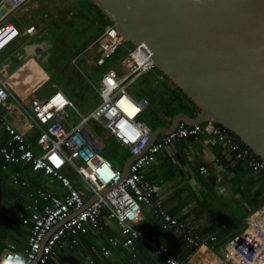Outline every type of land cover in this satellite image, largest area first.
Returning a JSON list of instances; mask_svg holds the SVG:
<instances>
[{
    "label": "built area",
    "instance_id": "1",
    "mask_svg": "<svg viewBox=\"0 0 264 264\" xmlns=\"http://www.w3.org/2000/svg\"><path fill=\"white\" fill-rule=\"evenodd\" d=\"M8 1L11 10L0 20V52L21 34L11 16L27 2ZM97 19L100 32L88 46L98 48L96 64H106L122 46L126 53L102 75L98 86L100 102L88 112H82L61 88H55L45 98L33 96L26 103V98L12 90L9 78L0 70V105L9 106L11 98L15 97V105L25 112L30 125L38 129L35 142L29 141L25 131L0 111V133L4 130L9 136L7 145L0 146L4 159L6 162H29L33 169L51 175L67 188L64 195L40 192V200L35 199L29 215L22 218L24 224H29L26 246L19 249L15 243H9L6 250L0 251V264L16 254L21 255L26 264L35 259V264H51L66 237L70 245L78 244L79 236L101 225L105 216L116 220L121 238L110 236L107 243H101L104 253L110 252L109 244L132 249L134 242L142 239L161 256V264H264V204L248 214L243 231L230 236L218 251L217 235H204L180 222L163 203L159 187L145 173V169L158 160L160 152L186 137L217 138L253 170L264 172V159L237 134L212 121L194 125L180 121L172 131L159 133L144 151L151 127L139 116L144 100L135 98L129 86L155 66L149 48L144 44L127 46L114 22L102 23L100 15ZM25 29L33 33L36 26ZM84 54L82 50L78 57ZM69 108L76 112L77 119L72 118ZM97 122L128 147L131 154H139L125 179H122V169L100 152L101 144L96 139L94 127ZM68 169L86 183L92 195L109 185L113 187L99 193L83 207L88 198ZM200 171L205 173L207 167L202 165ZM42 200L45 202L40 204ZM142 204L151 209L164 228L182 236L190 249L187 259L178 257L167 243L159 241L155 235H148L139 225L146 218ZM135 258L136 253L131 250L129 260L133 262Z\"/></svg>",
    "mask_w": 264,
    "mask_h": 264
},
{
    "label": "crops",
    "instance_id": "2",
    "mask_svg": "<svg viewBox=\"0 0 264 264\" xmlns=\"http://www.w3.org/2000/svg\"><path fill=\"white\" fill-rule=\"evenodd\" d=\"M80 2L82 0H27L11 16V20L21 29V34L0 52V70L9 78L12 90L26 98V103L31 97H38L36 94L50 81H53L54 87L47 95L55 88H60L56 84V80L59 79H54V71L40 58L38 49L50 55L59 73H68L66 80L73 84V90L68 88L69 93L67 94L62 87L61 89L77 107L82 105L91 110L100 102L98 86L101 77L116 60L112 58L106 63H109V66L101 74L99 84H97L82 70L81 66L67 68L68 59L63 60L61 53L64 52L58 51L61 48L58 45L60 41L62 45L66 42L75 45L72 48L74 56L82 50L92 52L96 49L91 57L93 64H96L98 48L95 45L88 46L100 32V23L97 19L99 15L96 17L93 12L88 13L87 6L83 10L81 6L83 4L85 7L86 1ZM10 10L11 2L0 0V20ZM38 10H40L39 13ZM80 14L87 16L89 14L91 17L94 15V24H90L87 16H79ZM35 16L38 17V21L33 20L36 19ZM84 21H88L87 26L84 25ZM30 25L36 26L35 32L26 31L25 28ZM97 25L99 29L95 32ZM70 58L72 63V54ZM87 64L91 63L87 61ZM150 71L140 76V78L145 76L143 88L148 97L137 96V91L140 89L135 84L139 78L130 85L136 95L129 91L135 98L146 100L139 116L151 129L158 126H169L176 113L170 117L161 104V96L169 94L170 87L173 88L172 81L159 70L153 78H150L148 76ZM83 76L90 82L82 78ZM84 92H88L89 97L85 96ZM17 93H15L16 96L21 98ZM16 102L17 99L12 97L9 106L0 105V111L5 113L18 128L25 131L27 140L35 142L38 129L30 125L27 115L15 105ZM149 104L147 114L145 109ZM94 127L98 142V136L110 138L125 150L127 153L125 161L120 166L115 159L109 158L107 153L102 152V145L100 148V152L105 157L110 159L116 167L122 169L131 155L130 150L118 142L102 123H94ZM8 140V134L2 130L0 146L7 145ZM202 165L207 167L205 173L200 171ZM67 171L83 194L88 199L91 198L92 194L86 183L73 170L68 169ZM145 173L159 187L163 203L180 222L204 235H217L218 251L222 250L223 243L230 236L243 231L248 214L264 204V172L253 170L244 161L238 160L231 150L217 138L211 140H208L206 136L183 138L177 144L160 152L158 160L147 167ZM8 180L12 185L5 184ZM42 190L52 191L58 195H64L67 192V188L59 180L53 179L51 175H46L42 171H34L29 162H6L0 151L1 252L6 250L9 243H15L19 249L26 246L29 227L23 223L22 218L29 215L35 199L40 200ZM43 202L45 201L42 200L40 204ZM142 206L146 218L139 225L148 235H155L159 241L167 243L178 257L187 259L190 249L182 236L174 230L164 228L151 209L145 204ZM110 236L121 238L120 228L114 218L105 216L101 225L91 227L79 236L78 244L70 245L69 238L66 237L58 246L51 264L162 263L161 256L155 254L152 246L142 239H137L132 249L109 244L110 252L104 253L101 250V243H107ZM131 250L136 253L133 262L129 260Z\"/></svg>",
    "mask_w": 264,
    "mask_h": 264
},
{
    "label": "water",
    "instance_id": "3",
    "mask_svg": "<svg viewBox=\"0 0 264 264\" xmlns=\"http://www.w3.org/2000/svg\"><path fill=\"white\" fill-rule=\"evenodd\" d=\"M89 1L126 41L147 45L154 65L198 108L194 116L180 111L169 126L151 129L144 151L180 121H212L237 134L264 159V0ZM138 155L127 158L122 179Z\"/></svg>",
    "mask_w": 264,
    "mask_h": 264
},
{
    "label": "rangeland",
    "instance_id": "4",
    "mask_svg": "<svg viewBox=\"0 0 264 264\" xmlns=\"http://www.w3.org/2000/svg\"><path fill=\"white\" fill-rule=\"evenodd\" d=\"M85 1V0H84ZM83 2V0H82ZM80 2V3H82ZM87 4L85 3V7L84 5L82 4L81 8H83V10L86 8ZM89 10V9H87ZM91 10V9H90ZM40 12V10H38V13ZM90 12V11H89ZM92 12V11H91ZM36 17V16H35ZM33 20H36L38 21V17H36V19L34 18ZM79 22L81 23V21L79 20ZM84 25H88V21H84ZM68 34V33H67ZM85 37V35H83ZM70 37V36H69ZM68 37V39H69ZM74 37V35H73ZM53 39V38H51ZM61 42V41H60ZM60 42H58V45L61 47L60 49H58V51H61V52H64V53H61V57L62 59L64 60H67L68 59V67H73V66H76V67H80L82 68V70L89 76H91L92 80L94 82H96L97 84H99V78L101 76V74L104 73V70L106 69V65H96V64H93V60H92V55L95 50H93L92 52L90 51H86L85 54L83 56H81L80 58L78 57V53H76V55L74 56V49H72L74 46L72 43H68L66 42L65 44L67 45H62ZM129 44L131 45H134L132 42H129L127 41ZM62 49V50H61ZM93 49V48H92ZM39 51V55H40V58L47 63V65L54 71V78L55 79H59V80H62L64 81L65 85L67 86V89H72L73 90V84L72 83H68V73L66 74H62V73H59L58 71V67H56V65L54 64L53 60H51L50 58V55L47 54V52H45L44 50L42 49H38ZM71 54L73 55V58H72V63L70 62L71 60ZM77 57V58H76ZM87 61H89V63L91 64H87ZM70 62V63H69ZM62 63V62H61ZM83 63V64H82ZM60 64V63H59ZM60 70V69H59ZM61 71V70H60ZM152 71V72H151ZM150 73H148V76L150 78H153L154 75L156 74V72H158V69L156 66H154L152 69H151ZM82 78H84L85 80H87L88 82H90L88 79H86L85 76H83ZM144 79H145V76L143 77H139L138 81L136 82L135 85H138V88L140 90L137 91V96H147V92L144 91V88H143V83H144ZM91 84V83H90ZM53 81H50L49 83H47L44 87H42L40 89V91L36 94V96L38 97H41V98H44L47 93L51 90V88H53ZM92 87H94V85L91 84ZM129 90L134 94L133 92V87L132 86H129ZM85 93V92H84ZM136 95V94H134ZM79 96V95H78ZM85 96L89 97V93L86 92L85 93ZM80 97V96H79ZM86 97V98H87ZM148 97V96H147ZM81 99V97H80ZM151 106L153 105V103L151 102L150 103ZM150 104L148 105V107L145 109V113L148 114V111H149V108H150ZM79 109L83 112H88L89 110L85 107H83L82 105L78 106ZM69 111L71 112V115H72V118L73 119H77V114L75 113V111H73L71 108H69ZM144 114V113H143ZM98 139H99V142L100 144L102 145V152L103 153H107L108 157L111 158V159H115L117 161V163H119L120 166L123 165L124 161H125V157H126V152L123 148L119 147L116 143H114V140L110 139V138H103L101 136H98ZM6 185H12L11 184V181L8 180L5 182Z\"/></svg>",
    "mask_w": 264,
    "mask_h": 264
},
{
    "label": "trees",
    "instance_id": "5",
    "mask_svg": "<svg viewBox=\"0 0 264 264\" xmlns=\"http://www.w3.org/2000/svg\"><path fill=\"white\" fill-rule=\"evenodd\" d=\"M85 1H86V4H87V9H89V10H86L88 13H89V11L90 12L92 11L95 14L96 17L98 15H100L102 23H106V22L111 21L108 17H106L105 15H103L100 12V9L96 5H94L89 0H85ZM84 13H86V12H84ZM83 15L85 17L87 16L85 14H80L79 16H83ZM87 17L89 18L88 20L90 21V24L92 23V25H93L94 24L93 23L94 22V18H93L94 15L91 17L88 14ZM98 29H99V26L98 25L95 26V32H97ZM126 45L129 46V47L134 46V45L129 44L128 42H126ZM125 53H126L125 47L122 46L117 51V53L114 55L113 60H116V61L119 60L120 58H122L124 56ZM20 59L22 60V58H20ZM108 66H109V63L106 64V68H108ZM159 72L162 73L161 70H159ZM56 84L60 88L62 87L67 92V94L69 93V91L67 89V86L65 85L64 81H62V80H58L57 81L56 80ZM171 84L173 85V88L170 87L169 94L166 95V96H161V102H162L161 104L164 107L165 111L168 112L170 117H172L175 113H177L179 111H186L190 115L194 116L197 113L198 108L195 105V103L193 102V100L180 87H178L176 84H174L173 82H171ZM33 170L34 171H41V170H35V169H33ZM27 226L29 227V224H27Z\"/></svg>",
    "mask_w": 264,
    "mask_h": 264
},
{
    "label": "clouds",
    "instance_id": "6",
    "mask_svg": "<svg viewBox=\"0 0 264 264\" xmlns=\"http://www.w3.org/2000/svg\"><path fill=\"white\" fill-rule=\"evenodd\" d=\"M3 264H26V261L21 255L16 254L15 256L8 257Z\"/></svg>",
    "mask_w": 264,
    "mask_h": 264
}]
</instances>
